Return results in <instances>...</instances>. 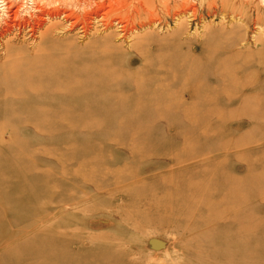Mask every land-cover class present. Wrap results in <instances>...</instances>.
I'll list each match as a JSON object with an SVG mask.
<instances>
[{"label": "rangeland", "instance_id": "obj_1", "mask_svg": "<svg viewBox=\"0 0 264 264\" xmlns=\"http://www.w3.org/2000/svg\"><path fill=\"white\" fill-rule=\"evenodd\" d=\"M120 4L0 36V264H264V0Z\"/></svg>", "mask_w": 264, "mask_h": 264}, {"label": "bare ground", "instance_id": "obj_2", "mask_svg": "<svg viewBox=\"0 0 264 264\" xmlns=\"http://www.w3.org/2000/svg\"><path fill=\"white\" fill-rule=\"evenodd\" d=\"M30 3H31L30 7L28 6L29 10L25 12V7H24V4L22 2H17V3L12 2L11 3L10 1H4L5 7L2 9L5 11L3 14L5 18L2 20V21H4V23L0 22V36H1V38H5V37H8L11 35L13 39L14 38L18 39L19 36L25 35L26 33L23 34V32L25 30H27L26 32H28L31 39H35V35L39 36V37L45 36V39H46V35L52 33L53 31L55 32V30H57V27H56L57 25L66 24L64 27L69 28V30L71 29L73 31V29H77V28H75L77 25L82 24L83 25L82 27H84V24L86 26V24L88 25L89 22L92 20H93V22L95 19H97L99 21L100 19L109 15L112 10L115 12L121 6L120 0H30ZM98 18H100V19H98ZM59 22L60 23L62 22V24H60ZM101 22H102V20H101ZM109 23H111V22H109ZM102 26L107 28L108 24L103 23ZM79 27L81 28V26H79ZM65 30H68V29H65ZM71 30H70V32H71ZM86 32H88V31H86ZM2 40L5 41V39H2ZM4 41H3V43H4ZM2 45H5V44H2ZM11 47L12 46H10V49H11ZM59 52H61V50ZM59 52H58V55H59ZM9 53H10V51H9ZM11 54H12V52H11ZM52 54H53V52H52ZM54 54H56V53H54ZM5 55H6V51H5ZM22 56H24V55H22ZM57 57H59V56H57ZM10 59L11 58H9V60ZM54 59H55V57H54ZM50 60H52V59H50ZM53 61H55V60H53ZM50 63H52V62H50ZM15 64H17V63H15ZM18 64H20V63H18ZM30 64H31V62L29 63V65ZM41 64H42V62H41ZM45 65H46V67L51 66L50 69L45 70L48 77H51L49 74L51 73L52 68H53V66H55V64L52 63V64L47 65V63L45 62ZM8 66H9V63H8ZM12 66H10V68ZM42 66H44V64H42ZM2 68L6 69V67H2ZM27 68H28V66H27ZM33 68H31V69H33ZM43 69H44V67H43ZM11 70H13V69H11ZM6 71H5L6 73L0 71L1 76H2V74L4 76V77L2 76V79L0 80V82H1L0 85L5 87L6 89L14 90L18 87L22 89V88L30 86L31 82H28V84H27V82L25 81L26 78L22 76L24 73H22V72L14 73L11 71V73L8 74V70H6ZM31 71H34V70H31ZM35 71H37V70H35ZM54 71H56V70H54ZM29 73L30 72H28V74ZM52 74H53V71H52ZM65 76L66 75H63V74H56V77L51 79V80H48V83H49V85L58 83L62 79H64ZM27 80H29V79H27ZM2 89H4V88H2ZM26 100H24V101H26ZM54 100H56V99H54ZM70 101L73 102L75 100L72 99ZM59 102H64V100L57 101V103H59ZM23 103H25V102H23ZM99 103H100V101H98L97 104H99Z\"/></svg>", "mask_w": 264, "mask_h": 264}]
</instances>
